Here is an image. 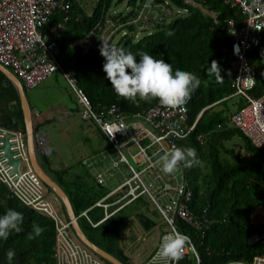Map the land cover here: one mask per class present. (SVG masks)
I'll return each mask as SVG.
<instances>
[{
	"label": "trees",
	"instance_id": "trees-1",
	"mask_svg": "<svg viewBox=\"0 0 264 264\" xmlns=\"http://www.w3.org/2000/svg\"><path fill=\"white\" fill-rule=\"evenodd\" d=\"M122 1L124 0H108L107 7L111 10L110 17L113 20L126 21L134 17L137 10L129 9L142 2L128 0L129 5L119 10L117 7ZM165 1L155 0L160 3ZM168 1L169 7L180 9L182 12L173 13L170 18L160 16L155 22L151 20V25L154 22L152 26L146 25L147 27L140 30L135 24H131L127 27L130 33L121 36L116 45L134 54L148 52L157 59L171 63L173 70L181 68L200 77V88L187 102L190 123H197L190 136L178 140V143L181 148L194 147L197 151L199 164L188 168V178L194 196L192 208L197 213L207 209L211 224L205 236L182 221H179V227L195 239L202 257L201 264H222L232 259L252 260L255 255L264 253V243L250 244L248 241L251 234L260 232L264 227V224L255 225L252 222L255 208L264 206V148L253 146L231 121L233 114L245 105V101L240 97L237 109L232 113L229 100L233 97L226 99L235 91L233 81L236 75V72L230 69L232 36L228 30L227 19L241 18V12L238 7H231L224 0H195L213 11L216 20L213 15L205 13L199 6L187 0ZM88 5L95 6L91 0ZM102 9L103 2H100L88 14L75 2L69 13L64 10L55 12L43 30L50 31L63 23L64 28L60 30L58 39L61 64L64 69H75L78 85L90 98L96 112L107 116L111 106L116 104L128 116L144 114L158 104V100L146 102L137 98L132 101L119 97L106 78L103 70L105 58L99 49L91 47L86 50L79 43L101 19ZM66 16H69L67 21ZM135 31L140 32L138 38ZM249 56L257 69L256 84L251 94L261 96L264 94V41L250 51ZM212 61H216L221 68L222 83H218L215 75H209L207 71ZM218 106L222 107L217 109ZM31 107L36 118L35 108L32 104ZM0 125L11 130L27 132L19 91L1 69ZM36 125L37 131H40L43 123L37 122ZM201 135L206 138L204 143L199 139ZM236 137H240L243 144L229 145ZM101 155V152H96L94 158L88 157L89 161L86 162L91 167H96L102 162ZM53 161L48 154L41 155L43 167L67 192L77 216L88 210L91 221L86 217L89 222L84 226L85 229L103 228L102 242L89 236L90 239L124 263L130 264L119 245L122 231L120 225L127 219L125 215L136 200L117 211L107 222L94 227L91 222H97L104 217L96 216V213L100 214L97 211L100 207L95 204L111 191V185L108 189L106 185L99 183L91 171L84 168L85 160L80 163L84 170H78L75 166L58 169L53 167ZM50 192L53 191L50 189ZM115 200V196L110 198V201L114 202L112 207L117 209L119 204H116ZM9 208L23 213V231H13L7 240H0V264H8L6 252L9 249L14 250L16 254L12 264H57L55 221L24 203L9 185L0 179V215ZM136 213L139 214L140 211ZM142 219L149 228L156 224L153 218L145 214ZM34 223L39 224L45 231L35 239H29L28 233L32 231ZM106 263L113 264L107 260Z\"/></svg>",
	"mask_w": 264,
	"mask_h": 264
},
{
	"label": "built area",
	"instance_id": "built-area-1",
	"mask_svg": "<svg viewBox=\"0 0 264 264\" xmlns=\"http://www.w3.org/2000/svg\"><path fill=\"white\" fill-rule=\"evenodd\" d=\"M88 1L90 0H0V63L10 69L25 88H35L57 71H61L77 95L82 119L93 122L109 142V149L100 150L102 162L94 167L99 169L95 177L101 184L107 183L118 173L120 179L107 196L96 202V206L104 207L106 216L93 225H99L115 211L147 194L167 226L160 233L157 248L138 264H176L159 255L162 237L174 230L190 237V243L178 264H201L202 257L195 239L179 227V221L205 236L211 218L207 209L197 213L192 208L194 196L188 168L181 164L174 174H165L156 155L179 147L178 140L188 138L194 130L197 121L190 123L187 103L177 108L158 103L138 116L124 114L116 104L111 106L107 116L96 112L90 98L78 85L75 69H64L61 64L58 39L60 30L64 28L63 23L50 31L43 30L55 12L64 10L69 13L75 2L88 14L92 12L91 9H95L96 4L103 2L101 19L85 39L79 41L86 50L97 47L100 51L102 40L116 44L121 36L130 33L127 27L131 24H135L139 30L146 27V23L152 20L147 18V11L155 7L160 11L163 9V12L174 9L168 6V0L165 3L142 0L141 4L129 9L137 10L134 17L120 21L110 17L108 0H91L94 7L89 6ZM224 1L231 7H238L243 16L241 21L227 19L228 30L232 35L230 69L236 75L233 81L235 91L226 99L239 96L245 101V105L233 114L231 121L253 146L264 148V94H251L256 84L257 69L249 56V52L264 41V0ZM181 12L180 9L173 11L175 14ZM68 19L69 16H66L65 20ZM135 32L138 38L140 32ZM114 128L120 130L109 134ZM6 137L9 138L14 157L20 158L21 162L19 172H12L13 166L6 164L8 159L3 157L4 151L0 150V179L24 203L55 221L57 264H105L85 245L74 242L72 221L65 217L58 198L55 195L50 196L47 186L33 168L27 134L0 125V145H3ZM37 137L41 152L51 153L52 148L47 143L49 136L40 130L37 131ZM199 139L202 143L206 141L204 135L199 136ZM121 153L128 163L121 161ZM114 161L119 164L118 167L114 166ZM120 191L125 192L115 201L119 204L118 208L109 212L114 202H107V199ZM87 212L88 210L83 211L77 218L85 216L91 221ZM252 222L255 225L264 224V206L255 208ZM248 241L250 244L264 243V227L260 232L251 234ZM222 264H264V253L255 255L252 260L232 259Z\"/></svg>",
	"mask_w": 264,
	"mask_h": 264
},
{
	"label": "clouds",
	"instance_id": "clouds-1",
	"mask_svg": "<svg viewBox=\"0 0 264 264\" xmlns=\"http://www.w3.org/2000/svg\"><path fill=\"white\" fill-rule=\"evenodd\" d=\"M100 54L105 58L103 70L106 78L110 81L115 93L125 100L134 101L139 98L151 102L155 99L163 106L177 108L185 105L202 83L200 77L194 72L181 68L173 70L171 63L164 59H157L148 52L134 54L110 41L102 40ZM207 71L209 75H215L218 83L223 82L221 68L216 61H212ZM118 130L120 129L114 128L109 134H114ZM156 155L157 162L161 163V170L165 174H174L181 164L185 168H192L199 164V157L194 147H175L171 151ZM120 159L128 163L123 153L120 154ZM113 164L119 166L116 161ZM23 222L24 215L21 211L14 208L7 209L0 215V240H7L13 231L17 233L23 231ZM44 231L43 227L34 223L28 238L35 239ZM189 243V236L174 230L162 237L159 255L178 264ZM15 255L14 250H7L8 264H12Z\"/></svg>",
	"mask_w": 264,
	"mask_h": 264
},
{
	"label": "rangeland",
	"instance_id": "rangeland-1",
	"mask_svg": "<svg viewBox=\"0 0 264 264\" xmlns=\"http://www.w3.org/2000/svg\"><path fill=\"white\" fill-rule=\"evenodd\" d=\"M127 5H129L128 0H124L118 4L117 9L123 10ZM162 12L163 9L160 12V9L155 7V9L147 11V18H152L155 22L160 16L170 18L173 14V11L167 12L164 10V13ZM154 22H152V25ZM146 25L152 26L151 21L146 23ZM26 89L29 101L36 111L35 122L36 124L37 122H42L41 131L49 136L47 143L52 148V151L47 154L54 159L53 164L57 165L59 162L60 165H57L58 167L70 165L75 166L78 170H84L85 167L83 168L82 164H80L83 157L99 150L110 148L109 142L101 135L95 124L82 119L79 114L80 105L78 104L77 95L61 71H57L35 88ZM239 100V96L229 100L232 113L236 111ZM221 107L218 106L217 109ZM66 110L71 111L68 116L65 113ZM50 116L53 118L52 121H49ZM61 116H64L63 119ZM229 143V145L234 143L243 144V140L240 137H236ZM61 158L64 161L63 163L58 161ZM50 196H54L53 192ZM139 208L146 215L153 218L157 225H162L163 229L167 226L156 205L147 194H143L130 210H139ZM97 211L101 212L102 210L98 209ZM101 213L103 215V212ZM80 221L83 222V220ZM102 230L103 228L100 227L97 229H86V232L96 241L102 242ZM139 248L144 254L145 249L140 246ZM135 253L137 252L133 254Z\"/></svg>",
	"mask_w": 264,
	"mask_h": 264
},
{
	"label": "crops",
	"instance_id": "crops-1",
	"mask_svg": "<svg viewBox=\"0 0 264 264\" xmlns=\"http://www.w3.org/2000/svg\"><path fill=\"white\" fill-rule=\"evenodd\" d=\"M225 2V1H224ZM190 3V1H189ZM196 6H199L205 13H210L211 15H213L215 18H216V14L213 12V11H210L208 10L207 8L203 7L200 3L196 2L194 0V2L192 3ZM241 12V11H240ZM240 15L242 16V14L240 13ZM243 17V16H242ZM241 18H238L237 20L241 21ZM236 19V18H235ZM217 20V18H216ZM230 33V32H229ZM232 36V35H231ZM69 110V109H68ZM66 110V114L68 116L69 112L71 111H68ZM71 110V109H70ZM76 111V110H75ZM64 116H61V118L63 119ZM53 118L50 116L49 117V121H52ZM68 120V119H67ZM39 123H42V122H39ZM97 152H100L97 151ZM96 152L95 153H92V154H89L85 157H83L82 161L85 160L84 162V167L85 169L87 168V170H90L93 177L96 179L95 177V173L96 171H98L99 169L98 168H94V167H91L87 162L89 161V158L88 157H92V159L94 158ZM91 159V161H92ZM61 163H63V159L61 158L60 160ZM87 161V162H86ZM87 163V164H86ZM57 165H60V163L58 162ZM57 165L53 164V167H56V168H60V169H64V168H67V167H70V165L68 166H64V167H58ZM120 179V174L118 173L117 175L114 176V178H111V180H109L108 182L111 183L109 184L108 182L103 184V185H106L107 188L109 189L110 188V185H111V188L110 190L112 191L115 186L117 185V181ZM109 185V186H108ZM49 190V189H48ZM110 191V192H111ZM50 192V190H49ZM110 192H108L106 195H104L103 197H101L99 200H101L102 198H104L105 196H107ZM125 191H120L119 193H115L113 195H111L108 199H107V202H113V201H110V198L111 197H114L117 198L119 197V195H122ZM50 194H52L50 192ZM54 194V192H53ZM55 195V194H54ZM56 196V195H55ZM60 202V205H61V210L63 212V214L65 215V217L67 219H70V216H69V213L67 211V208L65 206V204L62 202V200L56 196ZM142 197V196H141ZM141 197H139L138 199H140ZM137 199V200H138ZM98 200V201H99ZM115 200V201H116ZM136 200V202H137ZM135 202V203H136ZM132 205V204H131ZM113 205L110 206V209H109V212H114L116 209L114 207H112ZM100 207V209L102 210L101 212H103L104 214V217L106 216V211L104 209V207H101V206H98ZM128 207V206H127ZM130 208V207H129ZM91 209V208H90ZM119 211V210H118ZM140 211L139 214H137L136 212ZM143 210H141L139 208V210H134V211H131L129 210V212L127 211V214L125 215V218H127L125 221H123V223L120 225L122 231L120 232V241H119V245L120 247L124 250V254L128 257V259L130 260V264H138L140 263L142 260H144L145 258H147L156 248H157V245H158V242H159V238H160V233L164 230L162 227V225H157L155 224L153 227L149 228L147 226V224L144 222V219H142V217L144 216V211L142 212ZM100 212V211H99ZM100 212L99 213H96V216H98L99 218L102 217L103 215H101L102 213ZM117 214V211H115L114 213H112L111 216H109L107 219L109 220L111 217H113L114 215ZM77 215V214H76ZM146 215V214H145ZM147 217H149L148 215H146ZM102 217L101 220L104 218ZM104 220L103 222H107L108 220ZM81 220H83V224L81 223L80 221V218L78 219L83 231L86 233V235L89 237L88 233L86 232V229L85 227L88 225L87 223L89 222L88 219L85 217V216H82ZM99 220V221H101ZM97 221V222H99ZM97 222H91L92 225L93 223H97ZM101 222V223H103ZM100 223V224H101ZM112 223V222H110ZM99 224V225H100ZM85 226V227H84ZM94 226V225H93ZM98 226V225H97ZM96 227V226H94ZM166 227V226H165ZM164 227V228H165ZM162 228V229H161ZM72 231H73V239H74V242L77 243V244H82V245H85L83 242H81L79 240V238L77 237L76 235V231L74 229V227L72 226ZM90 239V237H89ZM91 240V239H90ZM92 241V240H91ZM96 244V243H95ZM98 245V244H97ZM99 246V245H98ZM142 247L143 249H145L144 251V254H142L143 251H140V248L138 249V247ZM85 247H87L85 245ZM101 247V246H100ZM89 250H91L89 247H87ZM102 248V247H101ZM104 249V248H103ZM92 251V250H91ZM107 251V250H106ZM93 252V251H92ZM134 252H137L135 254H133ZM94 253V252H93ZM110 253V252H109ZM112 254V253H111ZM94 255L100 259V260H103L101 259L100 257H98L95 253ZM117 257V256H116ZM118 258V257H117ZM121 260V259H120ZM134 260V261H133ZM122 261V260H121ZM103 262L105 264L106 263V260H103ZM123 262V261H122ZM124 263V262H123ZM126 264V263H125Z\"/></svg>",
	"mask_w": 264,
	"mask_h": 264
},
{
	"label": "water",
	"instance_id": "water-1",
	"mask_svg": "<svg viewBox=\"0 0 264 264\" xmlns=\"http://www.w3.org/2000/svg\"><path fill=\"white\" fill-rule=\"evenodd\" d=\"M0 69L7 75V77L13 82L16 88L19 91L21 97V103L25 115L26 122V134H27V145L29 149V155L31 158V162L35 171L39 174L41 179L47 188L52 190L56 196H58L62 202L65 204L67 211L70 216V220L72 221V226L76 231V235L81 242H83L87 247H89L98 257L103 260H107L113 264H125L115 255L109 253L105 249L101 248L93 241L89 239L86 233L83 231L77 215L75 213L73 204L64 190V188L58 183L54 176H52L42 165L41 163V148L38 144L37 137V125L35 122L34 111L31 107L26 89L22 83V81L7 67L0 63ZM0 150L4 151L3 157L7 158V165L13 166L12 172H19V166L21 159L14 157V152L11 149V143L9 138L6 137L3 139V145H0Z\"/></svg>",
	"mask_w": 264,
	"mask_h": 264
}]
</instances>
